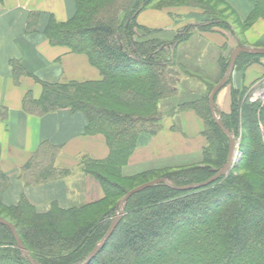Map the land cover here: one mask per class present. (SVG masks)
I'll use <instances>...</instances> for the list:
<instances>
[{
  "label": "trees",
  "instance_id": "trees-1",
  "mask_svg": "<svg viewBox=\"0 0 264 264\" xmlns=\"http://www.w3.org/2000/svg\"><path fill=\"white\" fill-rule=\"evenodd\" d=\"M152 1L76 0L77 15L73 21L47 29L46 35L53 45L66 46L74 53L87 55L103 80L99 83L45 84L40 100H34L30 94L26 96L25 111L36 116L62 109L82 113L88 122L87 135H103L111 154L105 161L85 157L80 163V169L102 189L104 197L101 200L80 209L54 208L47 215L36 214L24 200L14 208L12 219L0 215L16 228L36 264L85 263L108 232L121 199L110 212L115 216L105 229L94 228L98 221L85 226L72 222L81 219L87 209L119 195L115 193L117 187L105 180L106 175L136 182L162 172L128 176L124 168L138 148L143 134L141 125L159 119V101L170 92L164 76L167 66L164 56L170 46L186 42L192 29L186 28L177 33L180 37L176 35V38L162 41L158 36L162 31L139 26L138 15ZM250 1L255 7L251 21L264 19V0ZM205 9L208 21L200 29L222 26L231 31L216 13ZM152 35L156 36L152 38ZM242 58L249 66L263 56L241 54L235 68ZM229 62L224 64V75ZM22 71L20 65H15L17 80ZM213 89L208 96L191 105L203 107L208 114L209 147L205 149L203 163L176 168L172 174L157 179L176 187L190 182L200 184L227 164L229 141L217 126L209 106ZM247 92L248 88L232 91L230 115H222L218 108L216 111L234 139L237 133L244 134L239 164L206 190L183 193L157 185L134 195L124 203L123 219L90 264H264V105L251 101V97L245 98ZM146 113L150 116H144ZM7 117L8 111L0 108V119L5 121ZM52 150L53 157L47 156L46 151ZM56 155V149L47 146L33 157L22 170L25 184L41 185L70 176L71 171L55 167ZM242 171L249 172L251 178L239 176ZM27 173L31 175L30 178L27 175L29 181ZM9 186L10 181L0 165V209L3 211L10 210L3 199ZM182 225L184 229H180ZM33 247L39 251V256L33 254ZM0 264H30L18 249L11 230L3 224H0Z\"/></svg>",
  "mask_w": 264,
  "mask_h": 264
},
{
  "label": "crops",
  "instance_id": "crops-1",
  "mask_svg": "<svg viewBox=\"0 0 264 264\" xmlns=\"http://www.w3.org/2000/svg\"><path fill=\"white\" fill-rule=\"evenodd\" d=\"M198 2L183 0L167 5H150L138 15L136 22L150 30L171 34L174 38L180 31L200 29L208 21L205 7L209 8V3ZM218 2L237 15L244 31L239 38L237 24L226 22L231 31L221 32L218 26H214L210 31H203L202 40L225 51L229 47L235 49L234 44L264 48V19L251 21L255 12L251 1ZM76 15V0H0V108L8 111L7 119H0V165L10 181L4 196L7 205H16L22 196L39 211L46 210L53 201L61 207L70 203L69 191L75 190L76 184L74 174L35 186H27L22 179L25 165L44 147L55 148V167L71 173L80 170L81 160L85 157L93 161H105L110 157L106 138L103 135H87L88 124L81 113L62 109L36 116L28 114L23 107L28 94L36 101L41 99L45 84L102 82L101 73L91 65L87 55L74 53L66 46L53 45L46 35L49 27L65 26ZM15 65L23 68L18 80L15 78ZM263 80L262 59L244 70L236 69L231 86L233 90H242L254 87ZM182 119L190 124H199L192 113L183 115ZM140 139L142 143V137ZM137 149L129 163V167L133 168L132 175L140 172V166H143L141 144ZM150 159L144 161L147 167L151 164ZM82 173L79 174L83 177V201L94 203L101 200L104 195L99 184ZM124 174L128 175L126 170Z\"/></svg>",
  "mask_w": 264,
  "mask_h": 264
},
{
  "label": "rangeland",
  "instance_id": "rangeland-1",
  "mask_svg": "<svg viewBox=\"0 0 264 264\" xmlns=\"http://www.w3.org/2000/svg\"><path fill=\"white\" fill-rule=\"evenodd\" d=\"M183 0H153L150 5H167L172 3H179ZM198 2V0H195ZM208 2V7L217 14V18L223 22H227L228 24H237V32L239 33V38L241 33L244 31V27L239 23V19H237V15L233 13L230 9L226 8L224 5L218 2V0H202V2ZM199 1L198 3H202ZM219 27V26H218ZM221 32H227L228 30L224 29L222 26L219 27ZM211 29H196L193 28L188 33L189 38L186 42H180L176 45V47L170 46L168 49V53L164 56L167 59V66L164 71L165 81L172 91V94L169 92L167 97L165 96L163 99L159 101L158 104V120H155L153 123H144L141 125V129L143 134L140 136L142 137L138 144H141V154L140 160H142V165L140 166V172L137 173H148L151 171H158L161 170L162 172L156 173L154 175L143 177L141 180L136 182L123 180L114 175H106L108 178L105 180L109 183V185H114L117 187L115 191L117 197L111 199L103 203L102 205L94 208L87 209L85 215L81 219H76L72 223H79L81 225L89 224L91 221L95 222L98 221V225H95V229L102 227L106 228L108 223L111 219L114 218L115 214L110 212L114 208L115 204L118 200L122 199L120 194L122 192H130L145 182L150 180H154L157 178H161L164 176H168L172 174L174 169L179 167H187L193 165H200L203 163V156L205 149L209 147L207 142L209 141L208 136V126L206 123V118L208 119V114L205 109L201 106H195L194 103L198 102L199 100L208 96L210 91L213 89L214 86L218 84L221 80L222 76L224 75L225 62H229L231 58V54L233 49L230 47L225 50H218L215 47L207 44L205 41L202 40L203 31H210ZM179 35V34H178ZM177 35V36H178ZM156 35H152V38ZM159 37L162 38V41H166L167 39H173L171 34H159ZM175 36V38L177 37ZM181 35H179L180 37ZM240 40V39H239ZM236 48L239 45L234 44ZM241 46L245 47V45L240 44ZM227 48V47H226ZM264 60V57L259 59V61ZM224 66V68H222ZM238 70H244L247 67L246 59H241L237 64ZM234 70V71H235ZM231 80L227 82L225 87L220 91L217 95L215 103L216 107L218 108L219 112L222 115L228 116L232 112V86ZM264 89V80L254 87H249L248 92L245 94L246 97H251V101H258L261 105H264V99L261 98V93ZM254 95V97H252ZM228 103V106H227ZM208 110V109H207ZM56 111H52L53 113ZM78 113V112H76ZM188 113H192L197 117L198 125L194 123L190 124L188 121H184L182 116ZM82 114V113H81ZM83 115V114H82ZM84 116V115H83ZM144 116H150V113H146ZM85 117V116H84ZM86 119V117H85ZM87 121V119H86ZM157 121V123H156ZM88 124V122H87ZM154 134L152 135V133ZM243 136V137H242ZM237 141V161L234 164V167L239 164L243 148L241 147V142L244 140V134L241 133L236 134ZM208 145V146H207ZM138 149L135 150V152ZM55 151V150H54ZM49 152V153H48ZM133 153V155L135 154ZM53 154L52 151H46V155L50 156ZM132 155V156H133ZM52 156V155H51ZM53 157V156H52ZM150 159V165L147 167L144 161ZM131 160V158H130ZM128 165L124 168L126 170L128 176L132 175L133 168L129 167ZM200 167V166H199ZM203 167V166H201ZM233 167V168H234ZM171 169V170H170ZM81 171V172H80ZM82 169L71 173L74 174V178L76 181L75 190L69 191L70 195V203L66 206L61 207L56 201L52 202L49 207L44 211H39L35 209L29 200L22 196L19 202L16 205H7L4 202V205L8 207L6 211L0 209V215L3 217L11 218L12 219V212H15L14 208L19 206L21 201H26L33 207V210L38 215H47L50 212L57 208L59 210H66L70 207H74L80 209L82 206L92 203H86L82 199L83 195V181L79 173H82ZM83 175L86 173H82ZM26 174V179L29 181L28 178L31 175ZM86 176H88L86 174ZM239 176L251 178V174L249 172L242 171ZM210 179V178H209ZM222 179V178H221ZM218 181L210 184L207 187H202L196 190H189V191H179L183 193H190L191 191H201L206 190L208 187L214 185ZM187 183L183 186L177 187H185L190 186L193 184ZM176 187V186H174ZM174 190V189H173ZM177 191V190H175ZM82 193V194H81ZM104 195V194H103ZM236 198V194H234ZM132 198V197H131ZM130 198V199H131ZM4 199V198H3ZM105 219H104V218ZM3 219V218H0ZM4 220V219H3ZM5 221V220H4ZM7 222V221H6ZM9 223V222H8ZM70 226V225H69ZM72 227V226H70ZM69 229V227H67ZM93 228V230H95ZM184 229L182 225L180 229ZM103 229V230H104ZM28 240V239H27ZM32 252L35 256H39V251L35 250L33 247ZM41 259V258H39Z\"/></svg>",
  "mask_w": 264,
  "mask_h": 264
},
{
  "label": "water",
  "instance_id": "water-1",
  "mask_svg": "<svg viewBox=\"0 0 264 264\" xmlns=\"http://www.w3.org/2000/svg\"><path fill=\"white\" fill-rule=\"evenodd\" d=\"M241 54H245V55H249V56H263L264 57V48H249V47H243L240 45L238 48L234 49L232 54H231L227 73L218 82V84L214 87V89L211 92L210 97H209V106H210V111L212 113L213 119L215 120L217 126L219 127V129L221 130L223 135L229 141V153H228L227 164L224 167L216 170L215 175L213 177H211L207 181L200 183V184H193V185L185 186V187H174V186H171L167 181H165L163 179H156L154 181L140 185L136 189L128 192L127 195L125 197H123L118 202V205H117L118 213H117L114 221L112 222L108 232L106 233V235L104 236L102 241L90 253V255L88 256V258L84 264H90L91 261L93 259H95V257L100 253L102 248L109 241L111 236L114 234L116 228L118 227L119 223L123 219L124 203L127 202L134 195L139 194V193H141L147 189H150L154 186H157V185H164L166 187H169V188L177 190V191L196 190V189H199L202 187L209 186L210 184L221 179L222 177L227 176L229 174V172L232 170L235 162L237 161V141L225 129L221 118L217 117V115H216L217 107H216L215 100H216L217 95L220 93V91L225 87L227 82L231 79L233 72L235 70L237 59H238L239 55H241ZM0 224L5 225L6 227H8L11 230V232L15 238L16 244L18 246V249L20 250L21 254L24 255L28 259L30 264H36L34 262V260L32 259L31 255L29 254V252L26 250L25 246L23 245V243H22V241H21V239L17 233L16 228L12 224L4 221L3 219H0Z\"/></svg>",
  "mask_w": 264,
  "mask_h": 264
},
{
  "label": "bare ground",
  "instance_id": "bare-ground-1",
  "mask_svg": "<svg viewBox=\"0 0 264 264\" xmlns=\"http://www.w3.org/2000/svg\"><path fill=\"white\" fill-rule=\"evenodd\" d=\"M260 96H261L262 99H264V89H263V91H262V93H261ZM8 190H9V189H8ZM8 190H7V192H8ZM7 192L5 193V196H6Z\"/></svg>",
  "mask_w": 264,
  "mask_h": 264
}]
</instances>
